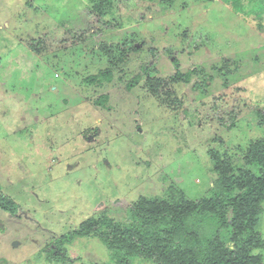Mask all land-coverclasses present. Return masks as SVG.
Listing matches in <instances>:
<instances>
[{
  "label": "rangeland",
  "instance_id": "rangeland-1",
  "mask_svg": "<svg viewBox=\"0 0 264 264\" xmlns=\"http://www.w3.org/2000/svg\"><path fill=\"white\" fill-rule=\"evenodd\" d=\"M109 1L103 14L101 0H0V195L18 204L0 208V264H154L105 237L135 228L149 245L159 233L190 246L141 212V198L214 197L212 151L238 168L264 138V0ZM177 69L193 70L190 81L151 90L149 79ZM262 207L258 236L238 219L232 244L248 252L260 240L251 251L264 264ZM101 216L104 238L74 234ZM217 217L185 220L193 246L220 234L230 243L234 230Z\"/></svg>",
  "mask_w": 264,
  "mask_h": 264
},
{
  "label": "trees",
  "instance_id": "trees-1",
  "mask_svg": "<svg viewBox=\"0 0 264 264\" xmlns=\"http://www.w3.org/2000/svg\"><path fill=\"white\" fill-rule=\"evenodd\" d=\"M101 1L102 2L98 4V10L100 13L106 14L109 12V8L107 7L110 6L111 2L109 0ZM104 3L107 7L104 6ZM30 47L35 51H40L41 49L34 46L32 43ZM193 72L192 70L182 73L177 69L171 79L151 78L149 79L151 90L155 93H167L170 95L174 93L173 84L178 82H189ZM101 73L108 78L110 71ZM96 78V76H93L91 80H95ZM105 99H101L98 102L102 106H105ZM259 113L263 117L264 122V111H260ZM232 118H234V116H232ZM244 154L243 163L240 167L236 168L231 158L226 157V155H221L219 152L212 151L211 159L214 162L215 171L220 175L219 185L222 189L218 191L214 197H205L199 202L191 200L183 204H172L166 200L159 201L156 199L148 201L145 198H141L138 206L140 211L145 212V214L151 218L156 216L164 220L163 222L168 224L169 227V230H165L164 232L166 236H174V239H177V234L184 236L188 240V244L186 245H190L184 247V249L175 245L169 247L167 244V237H162L159 233V236L157 235L154 238L155 243L149 245L135 228L122 229L120 227H115L110 233L112 237L107 239L105 235L95 230L98 224L104 222L105 216H101L102 218L88 219L82 222L78 229L75 230L76 232H74V234L88 237H105V241L109 244L108 246L110 249L116 250V248L119 249V247H121L124 249L123 253L125 256L142 255L146 259L155 262L154 264H263L262 254L255 256L251 251V248L260 246V240H257L258 242H255L253 245L251 244L248 252H244L242 248L236 249V245L232 244L234 240L239 238V233L236 232L239 228V224H241L239 220H241V222L245 220V226L252 229L255 236H258V232H256L254 228L257 219L259 220L260 218L259 213L263 211L264 138L248 147ZM226 204H229L228 208L233 209V212L237 215L239 220L235 216L231 219L227 217V211L224 208ZM17 207L18 204L15 201L0 195V208L14 214L17 211ZM194 212L201 213L202 215L209 213L212 216H218L217 218L221 220L222 224L231 225V229L234 230V235L230 243H224L222 240L223 235L220 234V236L218 235V237H215L213 240L207 239V247L203 249H200V246H193L192 242L194 241L195 245V241L198 240L197 233L196 231H189V226L187 227L185 220L192 216ZM70 234H73V232L68 233V235ZM64 237L65 236L62 238ZM178 240H180L179 242H183L181 236L178 237ZM58 244L59 241L50 243L47 246L48 249L42 251L46 253L47 257L45 258H53V253L58 249ZM228 244L231 245L228 246ZM46 250L49 251L47 252Z\"/></svg>",
  "mask_w": 264,
  "mask_h": 264
}]
</instances>
